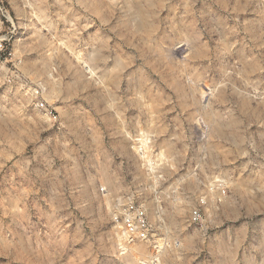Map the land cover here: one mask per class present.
Masks as SVG:
<instances>
[{"label": "rangeland", "instance_id": "rangeland-1", "mask_svg": "<svg viewBox=\"0 0 264 264\" xmlns=\"http://www.w3.org/2000/svg\"><path fill=\"white\" fill-rule=\"evenodd\" d=\"M0 264H264V0H0Z\"/></svg>", "mask_w": 264, "mask_h": 264}, {"label": "built area", "instance_id": "built-area-1", "mask_svg": "<svg viewBox=\"0 0 264 264\" xmlns=\"http://www.w3.org/2000/svg\"><path fill=\"white\" fill-rule=\"evenodd\" d=\"M37 107L44 112V114L58 122V114L53 107H50L44 102L41 91L36 92ZM192 220L195 223L201 221L200 209L192 213ZM113 224L116 230L121 234L122 238L127 244H135L138 242L157 243L155 237V228L149 220L146 208L134 201H128L119 206L113 214Z\"/></svg>", "mask_w": 264, "mask_h": 264}]
</instances>
